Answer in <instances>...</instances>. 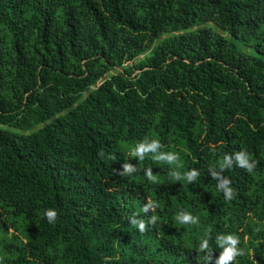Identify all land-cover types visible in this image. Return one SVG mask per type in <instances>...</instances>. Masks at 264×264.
Masks as SVG:
<instances>
[{
    "label": "trees",
    "instance_id": "1",
    "mask_svg": "<svg viewBox=\"0 0 264 264\" xmlns=\"http://www.w3.org/2000/svg\"><path fill=\"white\" fill-rule=\"evenodd\" d=\"M145 138L197 180L131 157ZM242 150L225 200L209 168ZM224 233L264 264V0H0L2 264H215Z\"/></svg>",
    "mask_w": 264,
    "mask_h": 264
},
{
    "label": "clouds",
    "instance_id": "2",
    "mask_svg": "<svg viewBox=\"0 0 264 264\" xmlns=\"http://www.w3.org/2000/svg\"><path fill=\"white\" fill-rule=\"evenodd\" d=\"M130 154L131 157L138 158L139 162L148 158L157 163L167 164L170 166V179L175 181H183L185 184H190L197 180V177L200 175L199 171L195 168L182 172L180 170L183 167L180 155L175 151L163 150V146L158 139H143L130 147ZM99 155L103 157L104 152L101 151ZM234 166L252 172L256 167V162L251 160L249 155L242 150L232 154H225L222 159L209 168L212 179L217 181L215 191L222 192L225 200L233 198V189L230 179L223 177L221 174L228 169H232ZM137 170L136 166L130 163H123L120 174L131 175ZM146 175L149 181L155 182L157 180V177L152 175L151 170H146ZM157 207H159V204L154 200H150L143 206L142 211L147 214L150 211H154ZM43 216L47 219L48 223L53 224L57 220L58 213L55 209L48 208L44 210ZM158 219L156 215H151L148 222L150 224H155ZM175 220L180 225L199 224V218L185 210L178 212ZM130 223L139 229L140 232L145 230V223L142 220L130 218ZM239 243L240 240L237 235L230 233L217 234L215 237V244L221 251L219 256L215 258V264H231L236 257L243 255L242 249L238 247ZM205 250H207V254H205L202 259L209 261L211 258V248L207 234L199 240L197 247L198 252L205 253ZM0 264H2V258H0Z\"/></svg>",
    "mask_w": 264,
    "mask_h": 264
},
{
    "label": "rangeland",
    "instance_id": "3",
    "mask_svg": "<svg viewBox=\"0 0 264 264\" xmlns=\"http://www.w3.org/2000/svg\"><path fill=\"white\" fill-rule=\"evenodd\" d=\"M236 42H237L238 46H239L241 49L245 48V46H243V45L241 44V42H239V41H237V40H236ZM247 50H250V49L247 48Z\"/></svg>",
    "mask_w": 264,
    "mask_h": 264
}]
</instances>
